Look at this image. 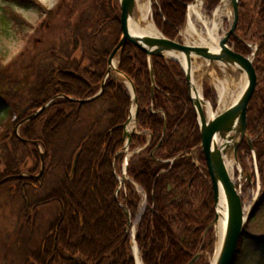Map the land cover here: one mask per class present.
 I'll return each mask as SVG.
<instances>
[{"label":"trees","instance_id":"1","mask_svg":"<svg viewBox=\"0 0 264 264\" xmlns=\"http://www.w3.org/2000/svg\"><path fill=\"white\" fill-rule=\"evenodd\" d=\"M15 1L24 4L23 0ZM27 1L36 5L44 14L40 2ZM96 2L102 17L95 23L96 31L92 34L87 30L91 21L85 23V34L82 37L89 53L87 61L93 66L92 69L85 66V70L89 73L87 77L92 80L85 78L84 88L74 80L70 82L53 78L54 70H51L48 76L43 77H50L51 82L40 80L37 86L29 90L24 106L21 102L11 105L14 110L17 109L18 114L8 109L0 115V140H7L4 145H0V181L26 169L27 157L33 160L35 171L40 166L37 148L23 143L14 132L15 125L23 117L54 95L61 93L89 97L99 89L109 53L120 38L121 27L118 21L120 10L117 0ZM191 2L193 0H157L154 6V21L166 37H177L179 29L185 23L187 6ZM218 3L219 0H209L205 9L211 12ZM112 10L116 13L113 14ZM255 11L258 13L256 19L253 16L247 17L251 12L254 15ZM10 20L13 21L12 27L19 26L17 16ZM251 25L255 28L249 33ZM107 27L112 31V47L106 48L107 50L96 49L95 41ZM236 31L245 41L251 40L258 44V57L254 65L258 73L257 83L259 80L264 83V0H240ZM233 41L238 52L247 54L246 44L238 39ZM153 63L157 88L152 95L146 54L128 43L119 62L120 70L135 84L139 129L147 130L152 135L151 142L141 153L132 157L128 166L130 178L147 195L136 239L144 264H189L200 247L203 251L213 247L212 229L207 230L215 217L213 190L206 170H199L193 159L184 153L196 149L201 138L183 71L180 65L172 60L154 57ZM73 64L79 67L81 63L75 59L64 63ZM6 69L5 58L0 59L1 97H9L24 88L23 82L12 84L10 80L9 84L7 83ZM261 90L263 98L258 102V107L252 104L254 97L250 103L248 130L255 137L257 157L264 164V87ZM206 97L208 98V95ZM101 100L108 107L95 115L92 124H88L85 137L80 141L77 139L78 143L73 145L76 142L70 132L80 123L81 111ZM130 104V94L125 86L109 79L104 93L95 101L79 105L77 102L57 99L44 113L21 128V137L40 142L45 150L46 162L56 168H68L66 175L56 182L57 186L53 187V192L50 191L47 196L37 200L31 198L32 194L30 192V197L27 190L24 197L21 190L24 180L29 181L27 185L31 186L35 179H21V184H18L19 196L24 204L26 199L33 207L44 205L48 200H58L63 204L64 210L58 217L55 234L47 236L34 250L37 264L43 263L46 255V264H134L129 238L125 232L127 214L115 199L118 180L114 174V168L120 169L123 161V154L119 153L124 146L122 125L128 118ZM13 116L15 118L11 120ZM145 143L144 135H134L130 149ZM65 145L69 146L67 155H64L67 151ZM21 149L26 152L25 158L15 154ZM242 152L243 156H247L248 148L244 143L239 149V154ZM181 153L182 156L175 159ZM75 156L76 167L72 174ZM198 159L202 165H206L200 150ZM48 167L45 168V177L49 173ZM29 171H33L32 166ZM11 182L16 181H8L3 185ZM119 199L134 217L139 210L141 196L131 182H127L126 192H122ZM259 204L264 205V188L257 206H260ZM24 216H28L27 212H24ZM20 232L23 233V230ZM27 232L25 230V233ZM28 237L23 239L26 247L29 243ZM252 239L254 243L264 244L260 238L253 236ZM247 241L245 236L241 237L233 264H237L241 259L244 247L248 248ZM76 252L82 254L83 259L76 257ZM259 255L262 259L259 262L264 264L262 250ZM195 264L208 263L202 258Z\"/></svg>","mask_w":264,"mask_h":264},{"label":"rangeland","instance_id":"2","mask_svg":"<svg viewBox=\"0 0 264 264\" xmlns=\"http://www.w3.org/2000/svg\"><path fill=\"white\" fill-rule=\"evenodd\" d=\"M35 1H38L42 4L44 8V14L40 9H38L36 5L29 3L27 0H23L24 4H19L15 0H0V59L5 58V63L7 64V83L9 84V81L11 80L12 84L23 82L24 85V88L22 87V89L16 91L14 95H9V97L0 96V115L2 113H5L8 109H12V111L16 112L17 109L14 110V108L11 106L13 103L18 104V102H21V105L24 106L27 101V94L29 93V90L37 86L38 82L44 79V76H48V73H51V70H54L52 72L53 78H61L63 79V81L66 80L70 82L74 80L79 82L84 88L85 78L92 80L91 77H87L88 71L86 72L85 70V66L89 67L90 69H92L93 66L90 62L87 61L89 53L85 45V40L82 37L85 34V23H88L89 20L91 21V23L87 26V30L92 34L96 31L95 23L102 17L101 12L97 9L96 0ZM117 3H119V0H117ZM223 7L224 6L222 5L221 15L223 31L225 33L230 28L232 19L227 13L224 12L225 9ZM50 11L51 14L49 15ZM202 12L204 16L211 19L214 18V15L211 14L210 16H208L203 9ZM112 13H116L115 10H112ZM152 14L153 11L151 10L150 20L154 24ZM14 16H17L19 20V26L13 25L12 27L13 21L11 22L10 19H13ZM252 16L256 19L258 16L257 11L254 12V15L252 12L247 15L248 18ZM250 24H252V22ZM253 28L255 27L251 25V27L249 28V33L252 32ZM223 31H220L221 35L224 34ZM113 40L114 39L111 28L107 27L104 31L101 32L100 38L95 41V47L99 50H105L106 48L110 49L114 42ZM183 41L186 43L188 41L191 44L193 43L192 39L188 40L184 37ZM257 47L258 44L254 41H251L247 44L246 55L253 58V54L255 53L256 57L254 58V62L258 57V50L256 51ZM74 59L77 61L80 60L81 64L79 67H76L75 64L64 65L65 61ZM56 69H58V71H55ZM210 70L211 77L209 79H206L205 74L202 80H198L202 94L204 93L205 84H207V82L209 83L207 85L209 86V88H219V84L217 80H215L218 79L217 72L213 68H211ZM218 74L220 75V77L226 78V80H228V85H230L231 87L228 88L229 91L234 89L233 86H231L232 83L229 82L230 80L233 79L236 83H239L241 81L240 79L234 78L230 74L223 75L224 73L222 74V72L219 70ZM44 80H48V82H51L50 77L47 79L45 78ZM121 80L120 82L123 81ZM123 83L128 85V87L131 89L128 81L125 80L123 81ZM260 85L264 87V83L259 80V82L256 84L253 103L251 102L252 104H256L257 107L259 105L258 102H260V100H262L263 98V91L261 90L262 87ZM215 88L214 90L217 93V99L215 97H211L209 99V102L211 103V106H214L213 101L216 103L217 100V103L219 102L217 104L218 112L220 110L223 111L224 104L220 102V91H216ZM229 96L227 98V103L230 100ZM79 98L83 99L84 97ZM47 102L48 101H46L45 103ZM40 107H37L30 114L36 112ZM107 107L108 105L101 100L93 103L92 105H89L88 107L83 108L80 115V123L78 125L76 124V126L73 128V131L70 132L71 136H73L76 142L73 145L77 144L81 138L85 137V133L88 131V124L91 125L95 115H97L98 113H102V111ZM16 113L18 114V111ZM42 113H44V111L41 112L38 116H40ZM38 116H36L34 119H36ZM26 117H28V115ZM26 117H23L20 121H22ZM13 118L15 117L13 116L10 119L12 120ZM11 120H9V123L11 122ZM27 122H24L20 125L18 129V133L20 136V130ZM104 127L105 124L102 125V128ZM7 128H10V126H7ZM250 136L252 143H254L255 137H253L251 134ZM29 140L36 141L34 139ZM5 142H7V140H5ZM5 142H3V138H1L0 145H4ZM28 145L32 144L29 143ZM68 147L69 146L66 147L67 151L64 152V155L68 154ZM247 148V156H243V154H241L239 157V167L234 163L232 176L236 186L241 188L242 198L244 200L246 208L250 206L257 194L258 198L253 206L255 207V213L247 223L244 233V236L248 240L247 244L249 243L248 248L247 246L244 247L241 254L242 257L237 264H263L261 263V261L259 262V260H262L259 255V251L262 250L264 253V244L260 242L254 243L252 237L254 236L260 238V241H264V205L259 204L260 206H257L258 200L260 199V195L264 188V164L262 161H259L257 153L254 155L248 146ZM37 150L38 153H40V150ZM42 151H44V148ZM13 153L15 152L13 151ZM15 154L21 158H25L26 156V152L23 149L18 150ZM25 159L27 168L13 175L19 176L22 173H28L30 174V176H35L40 172V154V166L37 167L36 171L34 170L35 165L33 160H31L29 157ZM44 160L46 166H49V173H47L48 175H46L45 177V175L43 174L40 180L38 179L35 182H32L35 187L28 185L24 187L25 190L29 191V196L31 192L32 197H30L34 200L47 196L50 191H52L54 186L56 188L58 179L60 180L61 178H63L68 170V168H56L54 165L52 166L49 164V162H46V159ZM31 166L33 167L32 172L29 171V168H31ZM239 169L242 172H239ZM114 172L118 180L117 187L121 185V189L118 193V195H120L123 191H125V186L128 178L127 175L124 176L123 174V163L121 164L120 169L117 170V168H114ZM118 177L121 178V181H119ZM12 180H15L16 182H11L10 184L0 186V264H37L34 250H36L44 242L47 236L50 237L55 234V231L57 230L56 223L58 222V217H60L62 210H64L63 204L58 200L54 202L48 200L46 204L39 207L32 208V205H29L28 208L30 209V211L27 212V214H29L31 218L26 219L27 216H24V212L26 213L24 201L20 199L18 192L20 187H18V184H21V179H9V181ZM18 180L20 182L17 183ZM40 181H42V185L39 187ZM23 182L28 181L24 180ZM258 185L260 186V188H258ZM135 188L140 191L142 202H140L139 210L136 213L137 215L132 220V223L129 227L130 232L134 227L136 230L139 223L138 216L143 212L145 207L144 205L146 204L145 194L142 188ZM21 229L23 230V233L20 232ZM24 229L28 232L25 233ZM27 237L29 243L26 247V244L23 241ZM51 242L52 244L54 243L53 241ZM129 243L131 247L132 241L130 242V239ZM216 250L217 244L214 254H212L209 258V264L213 262L214 257L217 253ZM76 257L83 259L82 254H79L77 252ZM47 258L48 256L46 255L44 257L45 260L43 259V263L41 264H46V262L48 261L46 260Z\"/></svg>","mask_w":264,"mask_h":264},{"label":"water","instance_id":"3","mask_svg":"<svg viewBox=\"0 0 264 264\" xmlns=\"http://www.w3.org/2000/svg\"><path fill=\"white\" fill-rule=\"evenodd\" d=\"M194 0L192 4L188 5L187 18L190 9L197 3ZM206 0H203L205 2ZM239 1L230 0L228 9L231 10L233 22L230 29L223 36L222 41L216 47L200 44H186L177 40H171L163 35L160 31V36H153L136 30L133 27L134 22L139 23L137 0H119L121 17V36L116 46L111 51L107 60V71L102 81L101 89L94 96L79 99L68 95H57L41 106L36 112L32 113L22 121H20L16 128L15 134L21 138L25 143H31L37 146L40 150L41 157V170L36 178L40 179L45 169L44 152L37 141L22 138L18 129L24 122L30 121L43 112L56 98L62 97L70 101H76L80 104L91 102L100 97L105 88V83L109 77L119 80L128 81L131 86V104L135 107L134 114L132 108L129 112V117L122 125L124 128V140L126 141L125 151H128L131 142L132 134L136 133L138 125V99L136 89L131 78L122 72L117 67V61L120 59L127 43H131L144 52L147 56L148 69L150 74L152 95L157 87L156 76L154 71L153 57L169 58L180 64L182 67L185 78L189 87L190 99L192 106L196 112L199 122L200 135H201V148L205 155L208 173L210 175L213 192H214V205H215V219L209 225L208 229L214 228L219 237L221 231V243L218 250L217 257L213 264H233L236 253L238 251V244L241 236L244 233L246 224L254 210V204L257 201L258 194L254 197L248 209L244 207L241 188L236 186L233 176H231L228 165L230 161L239 167L240 160L238 150L240 145L245 141L249 149L255 155V150L251 137L247 131V112L249 103L254 95L257 84V73L253 65V58L244 56L236 52L230 46V38H239L236 34V27L239 18ZM150 11L153 9V0H149ZM219 7L215 10L217 12ZM215 15V13H214ZM141 26V25H140ZM255 56V53L253 54ZM195 60H205L208 62V69L212 67L223 66L228 74L234 78H245L246 84L238 95L237 99L223 112L217 113L214 111L213 106L210 105V114H205L203 104L206 103L203 97L199 98L196 91L193 62ZM209 77V74H208ZM134 119V127L132 131L128 126L131 119ZM181 155L175 157L179 158ZM75 163V162H74ZM128 162L125 163L124 176L127 175ZM74 169V167H73ZM239 172H242L239 169ZM23 175L7 177L0 181V185L6 180L11 178H21ZM121 184V182H120ZM121 185L117 188L115 198L118 200V192ZM258 188L260 186L258 185ZM259 193V191H258ZM127 213L128 223L127 228L131 225V214L127 207L120 204ZM221 225V227H220ZM133 241L138 249L135 234L132 235ZM139 252V249H138ZM201 256V250L193 257L190 264H194ZM136 262V261H135Z\"/></svg>","mask_w":264,"mask_h":264},{"label":"bare ground","instance_id":"4","mask_svg":"<svg viewBox=\"0 0 264 264\" xmlns=\"http://www.w3.org/2000/svg\"><path fill=\"white\" fill-rule=\"evenodd\" d=\"M229 0H223L224 2V9L225 13L230 14V10L227 7V3ZM137 6H138V18L139 23L134 22L133 27L136 30H140L145 34L153 35V36H160L161 33L157 29V27L153 24V22L150 20V8H149V1L148 0H137ZM222 9L218 10L214 18H209L203 15L202 12V0H198V2L191 7L190 13L188 16V20L186 23V26L183 30V36L184 38L190 40H193L192 44H200V45H209L211 47H216L220 41L223 39V35H221L220 31H223V24H222V15H221ZM141 25V26H140ZM224 33V31H223ZM187 44L191 43L188 41ZM222 70H224V74H227L225 69L221 66ZM204 69H205V63L203 61L195 60L193 62V71H194V80H195V86L196 91L199 95V98H201L202 92L199 83L196 82V79H201L204 75ZM241 81L239 83H236L233 79L230 80L231 86H233V90L229 91L228 88H231L230 85H228V80L226 78L220 77L217 79V82L219 84V91L221 94V102L224 104L223 109H226L228 105H231L238 97V95L243 90L246 81L243 77L240 79ZM230 95V96H229ZM230 98L229 102L227 103V98ZM203 108L206 109L208 114H210V106L208 103L203 104ZM132 113L134 114V107L132 109ZM130 128L134 127V119L132 118L130 121ZM228 168L230 171L231 176L232 171L234 170V164L232 161L229 162ZM248 209V208H247ZM139 217V216H138ZM221 227V225H220ZM220 229V235H219V242H218V250L221 243V231L222 227ZM135 227L132 230V233H134ZM133 251L135 256L136 264H143L140 254L138 252V249L136 248L135 243L133 242ZM216 259V258H215Z\"/></svg>","mask_w":264,"mask_h":264},{"label":"flooded vegetation","instance_id":"5","mask_svg":"<svg viewBox=\"0 0 264 264\" xmlns=\"http://www.w3.org/2000/svg\"><path fill=\"white\" fill-rule=\"evenodd\" d=\"M118 21H120V17L118 16ZM107 63V62H106ZM104 75H105V73H104ZM104 75H103V77H104ZM215 90L212 88H209V86H207V84H205V89H204V95H205V97L208 95V98H211V97H213L212 95H213V92H214ZM214 93H216V92H214ZM207 98V97H206ZM28 205L27 206H29V202L27 203ZM26 206V207H27ZM32 208H34L33 206H32ZM31 208V209H32ZM26 211H30V209L29 208H27L26 209ZM29 218H31V216H29V214H28V216L26 217V219H29Z\"/></svg>","mask_w":264,"mask_h":264}]
</instances>
